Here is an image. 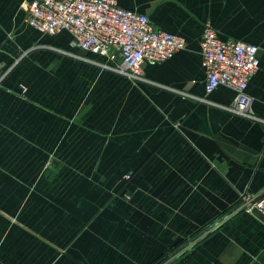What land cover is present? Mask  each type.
Wrapping results in <instances>:
<instances>
[{"label":"crops","instance_id":"1","mask_svg":"<svg viewBox=\"0 0 264 264\" xmlns=\"http://www.w3.org/2000/svg\"><path fill=\"white\" fill-rule=\"evenodd\" d=\"M27 2L0 0V264H153L197 234L169 264H264L240 202L264 190V0H117L185 42L145 81L54 53L78 51L30 28ZM207 25L259 48L252 116L224 87L201 99Z\"/></svg>","mask_w":264,"mask_h":264},{"label":"built area","instance_id":"2","mask_svg":"<svg viewBox=\"0 0 264 264\" xmlns=\"http://www.w3.org/2000/svg\"><path fill=\"white\" fill-rule=\"evenodd\" d=\"M26 11L25 23L41 34L67 33L71 47L78 51L69 54L73 58L133 81H145L144 66L165 63L185 48L181 37L156 29L147 15L125 10L117 0H31ZM200 52L206 77L205 98L201 99L207 101L216 89L224 87L233 93L228 109L242 117L252 116L247 88L259 68V48L221 40L207 25ZM240 202L244 210L264 218V190L243 195Z\"/></svg>","mask_w":264,"mask_h":264},{"label":"rangeland","instance_id":"3","mask_svg":"<svg viewBox=\"0 0 264 264\" xmlns=\"http://www.w3.org/2000/svg\"><path fill=\"white\" fill-rule=\"evenodd\" d=\"M46 45V44H45ZM48 45H51V44H48ZM38 46V45H37ZM41 46V45H40ZM55 46V45H54ZM35 48V47H34ZM56 50L54 49V53H59L61 55H64V56H68L70 54L69 50H66V49H61L59 47H55ZM32 52V47L31 46H27L24 48V55H23V58L21 59V61L23 60V63H26L28 62L27 60V57L28 55ZM56 53V54H57ZM7 70V69H6ZM5 73V72H4ZM6 78V77H5ZM2 82V81H0ZM63 84V83H62ZM85 96H86V93L84 92L83 93V96H82V99H81V102H83L85 100ZM127 175L125 176V179H127ZM124 184V181L122 182ZM122 184V185H123ZM126 184V183H125ZM122 187V186H121ZM121 189V188H119ZM124 194H126L124 192ZM123 194V195H124ZM201 237L200 235H195L189 239H187L186 241L182 242V243H179V245H175L173 247V249H171L165 256L161 257V263L160 264H169L171 261L179 258L181 255H183L188 248H190V246L195 243L197 240H200Z\"/></svg>","mask_w":264,"mask_h":264},{"label":"water","instance_id":"4","mask_svg":"<svg viewBox=\"0 0 264 264\" xmlns=\"http://www.w3.org/2000/svg\"><path fill=\"white\" fill-rule=\"evenodd\" d=\"M28 1H31V0H28ZM123 183H120L117 187H116V190L119 189L121 186H122ZM122 195L124 194V191L121 193Z\"/></svg>","mask_w":264,"mask_h":264},{"label":"trees","instance_id":"5","mask_svg":"<svg viewBox=\"0 0 264 264\" xmlns=\"http://www.w3.org/2000/svg\"><path fill=\"white\" fill-rule=\"evenodd\" d=\"M160 263H161V258L157 260L156 262H154L153 264H160Z\"/></svg>","mask_w":264,"mask_h":264}]
</instances>
